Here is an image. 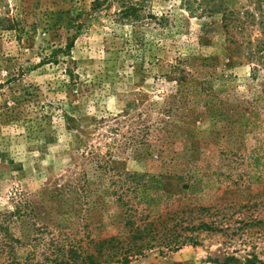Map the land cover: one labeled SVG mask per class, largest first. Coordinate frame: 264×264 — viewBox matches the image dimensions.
I'll list each match as a JSON object with an SVG mask.
<instances>
[{
	"label": "rangeland",
	"instance_id": "374dc122",
	"mask_svg": "<svg viewBox=\"0 0 264 264\" xmlns=\"http://www.w3.org/2000/svg\"><path fill=\"white\" fill-rule=\"evenodd\" d=\"M121 2L140 17L120 20ZM191 3L0 0V223L23 212L0 232V264H54L55 245L123 236L127 209L170 226L190 207L223 230L126 264H264L258 12Z\"/></svg>",
	"mask_w": 264,
	"mask_h": 264
},
{
	"label": "trees",
	"instance_id": "16d2710c",
	"mask_svg": "<svg viewBox=\"0 0 264 264\" xmlns=\"http://www.w3.org/2000/svg\"><path fill=\"white\" fill-rule=\"evenodd\" d=\"M180 3L186 4L188 8H191L192 5L191 0H180ZM262 5H264V0H254V8L258 12V15L255 16V14L252 13L249 15L253 22L256 21L255 23L259 28V35L256 38L253 53H249L251 58L252 55L258 54L260 55L259 59L264 57V6ZM214 6H216V4L211 5L208 8L210 10H215ZM139 11V3L121 2L120 8L117 11V16L120 20L131 21V19H138V17H140ZM219 12L223 27L228 26L233 18L232 15H234L235 12L233 10H227L226 8H223ZM242 14H247V12L243 11ZM126 174L133 180L145 176V174L136 172ZM133 188L132 190H134ZM120 193H124V190L121 189ZM115 194L118 193L116 192ZM118 197L122 200L123 196L118 195ZM124 204L126 203L124 202ZM125 211L127 213L123 225V236H109L97 240H90L89 243H86L85 245H55L53 250L54 264H126L154 247H164L168 250H176L185 244H193L196 242V239L192 232H216L223 230L222 228L215 226L214 222H204L201 219L203 212L208 211L205 207H190L182 212H173L172 216L170 215L171 222H173L170 226L166 225V218L159 221L158 216L151 220L147 219L138 223L137 219L133 214H130L128 209ZM22 213L23 212L20 208H14V211L9 214L8 217L3 218V221L0 223V232L3 231L5 236L8 237V222L6 221L8 219L11 220L12 217L20 218ZM195 219H197L196 223H194ZM182 231H189V233L184 234ZM251 262L252 259L242 260L234 256H226L222 264H251Z\"/></svg>",
	"mask_w": 264,
	"mask_h": 264
}]
</instances>
